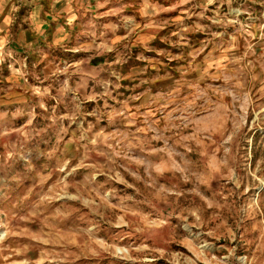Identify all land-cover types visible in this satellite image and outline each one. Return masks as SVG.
<instances>
[{"label": "rangeland", "instance_id": "1", "mask_svg": "<svg viewBox=\"0 0 264 264\" xmlns=\"http://www.w3.org/2000/svg\"><path fill=\"white\" fill-rule=\"evenodd\" d=\"M53 3L0 46V264H264V0Z\"/></svg>", "mask_w": 264, "mask_h": 264}, {"label": "crops", "instance_id": "2", "mask_svg": "<svg viewBox=\"0 0 264 264\" xmlns=\"http://www.w3.org/2000/svg\"><path fill=\"white\" fill-rule=\"evenodd\" d=\"M7 1H9V0H7ZM26 1H29L30 2V0H26ZM26 1H23V0H20L19 1V3H20L19 9H22L21 8L22 7V4H24ZM38 1L39 0H37V4L34 5V7L32 5V2L30 3L31 6H30V9L28 11V14L29 15L27 14V16H26V19L29 22V27H31V22L33 21V19H32V21H31V19H29V16L32 15L33 11H34V13L37 12V14H40V16L42 18V21L44 23H46L45 26L49 28V26L51 25L52 30H54V28H55V25L54 24H59V22L60 23H64L65 22V20L67 19L66 18V14L67 13L63 9L66 6H64L62 9L59 8V10H57L58 8L54 9L51 12L52 15H49V14L43 12L41 3L40 2L38 3ZM59 2L60 1H58L57 3H59ZM53 7H54V3H53V0H52L51 8H53ZM6 16H7V13L4 12V9L2 11H0V39L2 40V43L0 44V46H2L4 44V47H5V42L4 41L8 40L9 43H11V44L14 43V44H16V46H19L20 48L22 47L23 49H27L28 48V45H29L28 42H29V39H30L31 35H29V32L28 31H27V34H25V30H24V33H23L21 31V27H20V30H19V32L17 34V39L14 41L13 40V36H12V31H13V28L15 27V20H14V17H13L10 20L11 22H9V20H8V23H7V21L5 20ZM55 20L58 21V23H56ZM28 22H26V23H28ZM9 23H11V24H9ZM8 24L11 25L10 26L11 27L10 28V33L7 30V29H9L8 26H7ZM32 30L34 31V36L36 38L43 37L42 34H40L39 32H37V29L35 27ZM42 33H44L43 30H42ZM52 38H53V35H52ZM1 49L2 48L0 47V51H2ZM0 56H2V52H0ZM6 56H7V54H6ZM2 60L5 61L6 58L5 59L3 58Z\"/></svg>", "mask_w": 264, "mask_h": 264}, {"label": "trees", "instance_id": "3", "mask_svg": "<svg viewBox=\"0 0 264 264\" xmlns=\"http://www.w3.org/2000/svg\"><path fill=\"white\" fill-rule=\"evenodd\" d=\"M23 1H26V0H23ZM40 3H41V6H42V9H43V12H45V13H47L49 15H52L51 12L54 9L57 8L55 6L53 8H51L52 0H40ZM30 6H31V4L29 3V1H26L24 4H22L21 8L24 10L23 14L25 13L26 16L28 14ZM75 9H76L77 12H82L81 9L77 5L75 6ZM26 22H28V21L24 20V19H20L18 22L15 23V27L13 28V31H12V36H13V40L14 41L17 39V34H18L19 30H20V27L21 28L24 27L25 34H27V31H28L29 35H31L32 38H34V39L36 38L34 36V31L31 29V27H29V22L28 23H26ZM45 40H46V42H45ZM40 42L42 44H46V43L50 44V40H48V39H44L43 41H40ZM30 54L31 53L29 52L27 55L29 56Z\"/></svg>", "mask_w": 264, "mask_h": 264}]
</instances>
